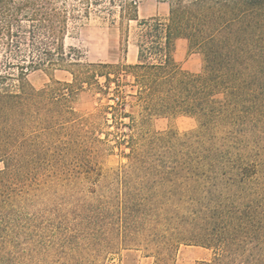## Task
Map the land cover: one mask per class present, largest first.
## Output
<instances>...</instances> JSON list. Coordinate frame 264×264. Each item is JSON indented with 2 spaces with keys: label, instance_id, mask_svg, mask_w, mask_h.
<instances>
[{
  "label": "trees",
  "instance_id": "1",
  "mask_svg": "<svg viewBox=\"0 0 264 264\" xmlns=\"http://www.w3.org/2000/svg\"><path fill=\"white\" fill-rule=\"evenodd\" d=\"M94 7L113 23L118 7L127 36L137 22L138 58L129 98L84 115L79 92L110 75L68 58L65 40ZM138 9L0 0V264H93L94 249L96 259L143 250L172 264L184 244L212 251L198 264H264V0H171L166 19ZM179 38L201 55L199 72L176 61ZM39 69L72 81L37 89ZM178 115L198 127L148 128ZM117 148L127 161L106 167ZM82 175L94 177V199L70 206L61 188Z\"/></svg>",
  "mask_w": 264,
  "mask_h": 264
},
{
  "label": "rangeland",
  "instance_id": "2",
  "mask_svg": "<svg viewBox=\"0 0 264 264\" xmlns=\"http://www.w3.org/2000/svg\"><path fill=\"white\" fill-rule=\"evenodd\" d=\"M171 0H139L138 14L140 19L160 17L168 18L170 13ZM116 23L110 18L104 17V12L94 7V13L89 17H84L80 21L70 25L69 33L65 40L66 52L85 63L86 70L94 74L99 73L110 75V80L105 76H98V85L89 86L79 92L75 106L84 115L99 112L106 105H114V97L129 98L131 91L132 75L128 66L137 63L138 47L136 44L137 22L128 23L129 36L120 27L119 8L117 7ZM127 25V22H126ZM73 47L77 50L70 52ZM175 59L178 64L189 72H199L202 69L203 61L198 52H191L189 42L185 38L176 41ZM108 65L107 67H94V65ZM93 65V66H91ZM51 78L63 82H71L72 74L63 69L55 71L39 69L29 75V79L35 88H43L51 81ZM118 87L120 90H118ZM137 113L138 108L130 109ZM103 131L117 130L112 125H102ZM198 127V121L193 116H158L148 122V128L152 131H164L170 128L181 132L194 130ZM119 134V133H118ZM118 136V135H117ZM127 160L122 156V150L117 148L111 155L106 157L104 164L106 167H116ZM3 164L0 163V169ZM61 193L65 196L67 203L71 206L82 199L93 200L94 177L88 178L80 176L74 180L64 183ZM96 248V247H94ZM212 251L208 248L184 244L177 251L176 258L172 264H198L199 261L212 257ZM155 257L146 251H123L121 254H106L100 259H96L94 249L93 264H154ZM60 264V263H57Z\"/></svg>",
  "mask_w": 264,
  "mask_h": 264
}]
</instances>
